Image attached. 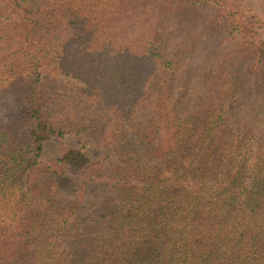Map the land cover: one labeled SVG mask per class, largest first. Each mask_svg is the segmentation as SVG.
I'll return each instance as SVG.
<instances>
[{"label": "trees", "instance_id": "16d2710c", "mask_svg": "<svg viewBox=\"0 0 264 264\" xmlns=\"http://www.w3.org/2000/svg\"><path fill=\"white\" fill-rule=\"evenodd\" d=\"M25 2L0 0V84L23 92L0 107V264H264V17L237 0ZM56 32L58 66L40 47ZM58 70L82 86L46 108ZM83 132L118 153L92 224L70 222L80 198L39 160ZM57 163L104 176L82 148Z\"/></svg>", "mask_w": 264, "mask_h": 264}, {"label": "rangeland", "instance_id": "374dc122", "mask_svg": "<svg viewBox=\"0 0 264 264\" xmlns=\"http://www.w3.org/2000/svg\"><path fill=\"white\" fill-rule=\"evenodd\" d=\"M41 0H26L25 7L28 9H36L39 7ZM243 3L245 6L258 11L264 17V0H237ZM47 26V21L44 16L37 20L35 33L41 35ZM63 39V34L54 33L51 39L44 42L41 49L44 51V55L50 60V63L54 66H58V62L55 59V49L57 45ZM216 38L211 37V43L215 44ZM16 48V46L14 47ZM251 59H245L239 61L235 67L232 68V76L237 77L242 71H244ZM43 79H48L47 85L48 103L46 108L51 107L53 100V93L67 92L68 88L74 85L82 86L80 81H75L69 76L64 75L58 70L52 74H45ZM250 86V85H249ZM64 89V90H63ZM22 90L19 87H10L6 84H0V107L15 110L22 103L21 96ZM233 104H230L227 109L232 111ZM63 148H82L83 152L92 162H99L101 164L102 172L104 176L102 179L94 180L95 178H82L79 179L70 169L65 165L57 163ZM41 164L46 168V176L50 177L54 171H62V174L56 173L53 179L57 186L58 198L65 203L73 202L76 198H80L75 215L72 217V221L86 220L88 224L94 223V221H106L104 211L100 208L101 202L110 197V192L113 191V174L114 165L118 161V153L114 152L111 147H106L98 144L96 138L89 132H83L81 134H67L62 137L51 136L48 137L42 145V151L39 157ZM110 222V221H109ZM110 225L111 223H105Z\"/></svg>", "mask_w": 264, "mask_h": 264}]
</instances>
